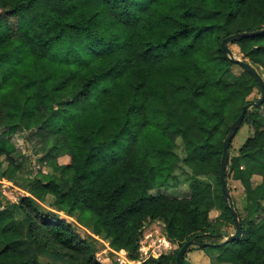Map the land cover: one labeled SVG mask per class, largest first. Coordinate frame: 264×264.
<instances>
[{
    "label": "trees",
    "instance_id": "1",
    "mask_svg": "<svg viewBox=\"0 0 264 264\" xmlns=\"http://www.w3.org/2000/svg\"><path fill=\"white\" fill-rule=\"evenodd\" d=\"M263 28L264 0H0V179L19 170L18 128L58 172L31 180L17 204L0 197V264H41L48 251L69 264H101L71 221L40 210L48 196L54 211L91 223L112 250L141 264H175L186 241L202 242L213 211L233 222L219 168L240 112L224 126L259 89L220 45ZM234 46L264 78V34ZM263 107L245 115L251 135L226 169L254 212L240 220L239 240L203 249L216 264H264ZM179 163L192 176L190 193L151 194L179 185ZM208 176L220 192L199 180ZM154 222L178 248L143 259L142 231Z\"/></svg>",
    "mask_w": 264,
    "mask_h": 264
},
{
    "label": "rangeland",
    "instance_id": "2",
    "mask_svg": "<svg viewBox=\"0 0 264 264\" xmlns=\"http://www.w3.org/2000/svg\"><path fill=\"white\" fill-rule=\"evenodd\" d=\"M230 50L234 53L236 58L242 59V56L237 52L236 46H230ZM235 71H238L235 69ZM259 73L261 71L259 69ZM264 79V78H263ZM227 82H231V77L227 76L225 78ZM264 81V80H263ZM259 98V91L256 89L248 97V102H254ZM241 104H237L230 112L229 117L225 123L224 128H229L232 121L236 115L240 112ZM264 114V107L260 110ZM30 133L23 131L18 128V133L13 136L12 143L15 147L14 159L17 165H19V170L15 173H7V176L0 179V197L3 201L17 204L19 199L24 196H29L27 190L31 180H34L41 175L47 174L49 172L58 173L56 168L51 163L42 164L39 159L40 155L35 152L36 144L28 140ZM251 135L249 126L244 124L234 136L231 147L229 149V156H234L237 154V150L241 145L249 138ZM176 152L179 156H183V151L178 142V147ZM60 164L68 162L67 157H62L58 159ZM189 170L182 164L179 163L178 167L174 169V175L176 176L178 182L177 185H173L171 182L170 186L161 187L159 189L150 192L155 195L157 193L166 194L171 197H182L190 193L187 189L188 185L192 182V176H189ZM228 174V171L226 172ZM226 185L229 190L230 200L233 207L237 211L240 220H248L252 217L255 206L246 201L243 188L240 183L234 181L230 175L225 176ZM200 181L207 182L213 185L219 192L220 188L216 187L215 178L212 176L199 178ZM260 178L254 176L252 178L253 185L258 184ZM172 186V187H171ZM39 208L42 212L46 213H56L60 217L71 221L75 226V231L78 236L87 241L91 246L95 248V258L101 264H141L140 262H132L128 259L126 252L124 251H114L109 247L108 240L97 237L92 233L91 223L88 222V226H83L82 223H78L76 217L69 218L63 213H58L52 209L53 198L48 196L45 201L37 202ZM264 205V203H263ZM15 218L17 220H22L24 215L20 211H14ZM212 227L208 230L207 235L203 236L199 241L218 243L231 235L234 232L233 222L226 219L219 212L213 211L211 214ZM90 222H93L91 218ZM177 245L170 244L165 237L164 228L162 223L154 222L147 225L142 231V238L139 242V252L143 259L149 257L158 258L162 254L173 252L177 249ZM192 250H199L198 248H193ZM39 262L41 264H69L65 259L57 254L56 252L48 251L39 256ZM185 264L186 261L184 259ZM213 264H216L215 262Z\"/></svg>",
    "mask_w": 264,
    "mask_h": 264
},
{
    "label": "water",
    "instance_id": "3",
    "mask_svg": "<svg viewBox=\"0 0 264 264\" xmlns=\"http://www.w3.org/2000/svg\"><path fill=\"white\" fill-rule=\"evenodd\" d=\"M263 34H264V28L254 32H241V33L233 34L223 39L220 45L222 51L232 63L237 64L244 71H246L253 77L259 89V98L254 102H248L242 106L240 114L230 126V129L223 140V148H222V155H221L220 168H219V183L221 186V193L226 203L227 209L229 210L233 219L234 232L231 235H228L226 238H224L221 242L216 244L209 242H197L195 239H190L186 241L176 254L175 264H183L184 256L188 254L193 248H198V249H205L208 247L220 248L234 241L239 240L243 235L239 215L235 210V208L233 207V204L230 200L229 190L226 185L225 176H226L227 163L229 159V147L231 145L234 136L241 128L245 115L252 109L260 108L264 103V81L262 76L254 68V66H252L246 60L239 59L234 56V54L230 50V46L232 45L234 46V42L242 38L255 37Z\"/></svg>",
    "mask_w": 264,
    "mask_h": 264
},
{
    "label": "crops",
    "instance_id": "4",
    "mask_svg": "<svg viewBox=\"0 0 264 264\" xmlns=\"http://www.w3.org/2000/svg\"><path fill=\"white\" fill-rule=\"evenodd\" d=\"M185 261L187 264H213L215 260L206 250L199 249L186 254Z\"/></svg>",
    "mask_w": 264,
    "mask_h": 264
},
{
    "label": "bare ground",
    "instance_id": "5",
    "mask_svg": "<svg viewBox=\"0 0 264 264\" xmlns=\"http://www.w3.org/2000/svg\"><path fill=\"white\" fill-rule=\"evenodd\" d=\"M233 53V52H232ZM234 54V53H233Z\"/></svg>",
    "mask_w": 264,
    "mask_h": 264
}]
</instances>
